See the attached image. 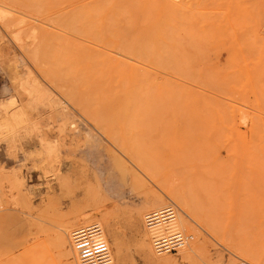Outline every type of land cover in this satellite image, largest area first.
Returning <instances> with one entry per match:
<instances>
[{"label": "rangeland", "instance_id": "1", "mask_svg": "<svg viewBox=\"0 0 264 264\" xmlns=\"http://www.w3.org/2000/svg\"><path fill=\"white\" fill-rule=\"evenodd\" d=\"M0 181V264H264V0H0Z\"/></svg>", "mask_w": 264, "mask_h": 264}, {"label": "built area", "instance_id": "2", "mask_svg": "<svg viewBox=\"0 0 264 264\" xmlns=\"http://www.w3.org/2000/svg\"><path fill=\"white\" fill-rule=\"evenodd\" d=\"M177 211L173 205L150 212L144 217L154 251L157 254L178 253L191 236L176 226ZM103 232L98 224L75 230L72 242L77 251L80 264H109L111 255L103 244ZM243 264V263H242Z\"/></svg>", "mask_w": 264, "mask_h": 264}, {"label": "bare ground", "instance_id": "3", "mask_svg": "<svg viewBox=\"0 0 264 264\" xmlns=\"http://www.w3.org/2000/svg\"><path fill=\"white\" fill-rule=\"evenodd\" d=\"M118 10V9H117ZM75 15V14H74ZM122 67V66H121ZM2 181V180H1ZM0 181V182H1ZM4 197V196H3ZM180 199V198H179ZM160 201V200H159ZM180 203L181 204H184V200L182 201H180ZM162 204V203H161ZM175 207V206H174ZM155 208V207H154ZM176 208V207H175ZM1 210H5L4 209V207H3V205L2 204H0V211ZM161 210V209H160ZM156 211H159V210H156ZM176 211H177V217H176V226H177V228H178V214H179V212H178V209L176 208ZM153 212H155V211H153ZM79 221V220H78ZM179 229V228H178ZM147 231V230H146ZM183 232V231H182ZM148 233V232H147ZM185 233V232H184ZM149 235V234H148ZM189 235V234H188ZM189 236H191V235H189ZM150 237V236H149ZM191 238H192V236H191ZM191 238H190V240H191ZM103 241V240H102ZM143 242V241H142ZM150 242H151V238H150ZM189 242V241H188ZM188 242H186V244L183 246V248H181V250H179L178 251V253H180L182 250H184L185 248H186V246H187V244H188ZM103 244H105L104 243V241H103ZM151 245H152V242H151ZM106 246V245H105ZM142 246V245H141ZM192 246V245H191ZM152 248H153V246H152ZM153 251H154V249H153ZM192 251V250H191ZM155 252V251H154ZM155 254L157 255V256H164V255H170V254H157L156 252H155ZM194 254V253H193ZM189 256V255H188ZM148 258V257H147ZM153 259V258H152Z\"/></svg>", "mask_w": 264, "mask_h": 264}]
</instances>
